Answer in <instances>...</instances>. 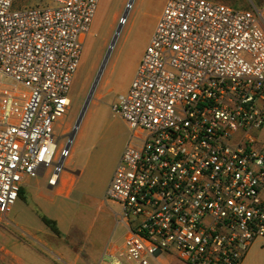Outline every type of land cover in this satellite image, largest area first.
Segmentation results:
<instances>
[{
	"label": "built area",
	"instance_id": "1",
	"mask_svg": "<svg viewBox=\"0 0 264 264\" xmlns=\"http://www.w3.org/2000/svg\"><path fill=\"white\" fill-rule=\"evenodd\" d=\"M0 0V215L25 176L55 186L72 140L54 125L100 0ZM133 1V0H132ZM17 5V4H16ZM261 12L166 0L114 111L130 130L106 199L122 247L104 264H241L264 238V24ZM3 79L10 82L5 83Z\"/></svg>",
	"mask_w": 264,
	"mask_h": 264
},
{
	"label": "rangeland",
	"instance_id": "2",
	"mask_svg": "<svg viewBox=\"0 0 264 264\" xmlns=\"http://www.w3.org/2000/svg\"><path fill=\"white\" fill-rule=\"evenodd\" d=\"M26 1L35 2V0H16L15 6H20ZM131 1L100 0L71 86L70 111L54 125L56 136H63L58 143L59 148L67 144L74 132L115 32ZM221 1H230L229 6L236 9L260 11L264 24V0ZM165 2L166 0L132 1L98 85L75 130L70 154L65 161L63 171L74 173L77 181L70 194L71 200L63 201L70 209H75L77 206L87 203L97 204L102 200V221H105L109 215L108 205L113 212L118 210L106 200V192L130 136L127 124L113 109L118 95L128 90L135 76ZM3 81L10 82L8 79ZM255 136L259 142H264V126L255 133ZM50 172L51 169L45 177L25 176L22 185L32 184L31 187L47 188ZM122 235L123 229L117 225L112 239L122 243ZM259 247H264V238L256 240L248 251L249 256L250 251ZM259 260V264H264V250L260 253ZM3 264L9 263L6 261Z\"/></svg>",
	"mask_w": 264,
	"mask_h": 264
},
{
	"label": "crops",
	"instance_id": "3",
	"mask_svg": "<svg viewBox=\"0 0 264 264\" xmlns=\"http://www.w3.org/2000/svg\"><path fill=\"white\" fill-rule=\"evenodd\" d=\"M76 181L74 173L63 171L55 186H50L48 181L47 188L22 185L11 211L0 215V264L6 261L9 264H104L105 255L122 247L119 240L112 239L117 212L110 205L109 215L102 221V200L75 209L63 201L71 200ZM43 218L54 221L58 233ZM263 250L264 247H259L250 251L241 264H259ZM155 263L187 264L176 254H162Z\"/></svg>",
	"mask_w": 264,
	"mask_h": 264
},
{
	"label": "water",
	"instance_id": "4",
	"mask_svg": "<svg viewBox=\"0 0 264 264\" xmlns=\"http://www.w3.org/2000/svg\"><path fill=\"white\" fill-rule=\"evenodd\" d=\"M131 4H132V1H131V2L128 4V6H127V10H126L125 14H124L123 17H122L123 20L126 19L127 14H128V11H129V9L131 8ZM122 26H123V23L120 22V25L118 26V28H117V30H116V32H115V35H114V37H113V40H112V42H111V44H110V47H109V49H108V51H107L106 57H105V59H104V61H103V64H102V66H101V68H100V70H99V73H98V75H97V77H96V79H95V81H94V84H93V86H92V88H91V91H90V93H89V96L87 97V100H86V102H85V105H84L83 111H82V113H81V116H80V118H79V120H78V122H77V124H76V127H75V129H74L73 134H72L71 137H70L71 140L73 139V137H74V135H75V132H76L75 130L78 128L79 123H80V120H81V118H82V116H83V114H84V112H85V110H86V107L88 106V104H89V102H90V100H91V98H92V95H93V93H94V91H95V89H96V87H97V85H98V82H99V80H100V77H101V75H102V72H103V70H104V68H105V65H106V63H107V61H108V58L110 57V54H111V52H112V49L114 48V45H115V43H116V40H117V38H118V36H119V34H120V31H121V29H122Z\"/></svg>",
	"mask_w": 264,
	"mask_h": 264
},
{
	"label": "trees",
	"instance_id": "5",
	"mask_svg": "<svg viewBox=\"0 0 264 264\" xmlns=\"http://www.w3.org/2000/svg\"><path fill=\"white\" fill-rule=\"evenodd\" d=\"M43 220L55 233H58V229H57L56 223L54 221L49 220L47 218H43Z\"/></svg>",
	"mask_w": 264,
	"mask_h": 264
},
{
	"label": "bare ground",
	"instance_id": "6",
	"mask_svg": "<svg viewBox=\"0 0 264 264\" xmlns=\"http://www.w3.org/2000/svg\"><path fill=\"white\" fill-rule=\"evenodd\" d=\"M125 20H126V19H125ZM125 20L121 19V21H120V22L124 24V23H125Z\"/></svg>",
	"mask_w": 264,
	"mask_h": 264
}]
</instances>
